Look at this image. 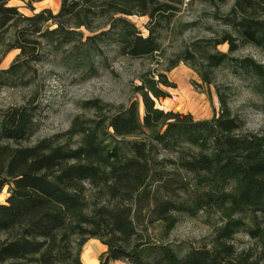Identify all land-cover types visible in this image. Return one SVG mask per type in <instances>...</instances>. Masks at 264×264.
<instances>
[{
    "label": "trees",
    "instance_id": "1",
    "mask_svg": "<svg viewBox=\"0 0 264 264\" xmlns=\"http://www.w3.org/2000/svg\"><path fill=\"white\" fill-rule=\"evenodd\" d=\"M9 1L0 0V47L19 52L3 72L23 76L48 46L83 74L97 69V57L107 59V44L131 57L162 54V30L181 8V0H61L56 12L27 14ZM34 1L26 5L34 9ZM133 14L149 17L147 34ZM263 15L264 0H233L223 18L230 30L190 42L165 69L184 59L210 81L211 70L227 61L264 79V63L231 54L238 38L264 51ZM224 41L228 51L216 48ZM140 78L134 90L143 115L136 98H95L86 101L92 114H77L66 131L33 143L23 142L37 128L35 99L1 110L0 190L8 184L10 192L0 201V264H85L81 252L92 236L107 246L100 264H264V134L246 130L222 96L220 113L209 119L165 110L155 98L176 82L159 69ZM77 180L91 184L89 213L70 233L61 205ZM201 211L220 219L209 236L198 244L171 237L181 216ZM240 231L259 250L238 248Z\"/></svg>",
    "mask_w": 264,
    "mask_h": 264
},
{
    "label": "rangeland",
    "instance_id": "2",
    "mask_svg": "<svg viewBox=\"0 0 264 264\" xmlns=\"http://www.w3.org/2000/svg\"><path fill=\"white\" fill-rule=\"evenodd\" d=\"M11 2L27 14L35 11L26 5V0ZM43 2L34 4L39 6ZM48 2L55 10H59L61 0ZM232 3L233 0H192L188 6H181L177 15L162 30V54L131 57L119 54L114 44H107V59L97 57V69L90 73L83 74L62 65V50L57 51L50 46L43 49L40 60L32 61V67L25 70L24 76L23 71L18 74L4 73L3 69L13 62L19 48L2 52L0 47V112L10 105L35 99L37 128L24 144L66 131L74 116L93 113L86 106V101L95 98L116 104H128L136 98L140 101V112L143 115L142 96L134 87L141 82L143 72L159 69L165 70L167 76L176 82V86H164L169 95L155 98L157 106L165 110L190 112L194 119H209L220 113L222 96L232 112L243 118L246 130L264 134V79L227 61L211 70L210 81H205L197 67L184 59L171 69H165L167 58L184 49L190 42L201 40L204 43L206 38L219 37L224 30H230L223 18ZM130 18L147 34V15L133 14ZM48 24L53 26L51 22ZM237 43V47L231 51L232 55H249L264 63V51L259 46L242 42L240 38ZM208 44L207 48L214 49ZM216 48L228 51L229 42H220ZM156 58H159V62ZM71 187L72 196L61 205V220L67 227L71 222H81L89 213L88 199L91 195V184L87 181H73ZM9 192L10 187L6 184L0 190V201H5ZM219 222L218 214L205 211L196 216L183 215L173 228L171 237L198 244L201 238L213 232L215 224ZM234 242L238 248L252 247L254 251L259 250L256 240L243 231L236 234Z\"/></svg>",
    "mask_w": 264,
    "mask_h": 264
},
{
    "label": "crops",
    "instance_id": "3",
    "mask_svg": "<svg viewBox=\"0 0 264 264\" xmlns=\"http://www.w3.org/2000/svg\"><path fill=\"white\" fill-rule=\"evenodd\" d=\"M11 1L12 0H10L9 2L12 3ZM38 1H45V2H43V4L39 6H36V4L34 3ZM33 5L35 7L34 8L35 11H38L44 7H50L54 12L57 11L53 8V6H51L48 0H37L33 2ZM55 5L57 6L58 2L55 3ZM76 223L77 222H71L69 227L66 226V223H63L64 224L63 226L68 232L72 233V227ZM106 248H107L106 244H104L98 237L92 236V237L87 238V240L85 241L83 245V249L81 252V257L84 263L85 264H100V255L106 250ZM110 264H132V263L125 259H110Z\"/></svg>",
    "mask_w": 264,
    "mask_h": 264
},
{
    "label": "built area",
    "instance_id": "4",
    "mask_svg": "<svg viewBox=\"0 0 264 264\" xmlns=\"http://www.w3.org/2000/svg\"><path fill=\"white\" fill-rule=\"evenodd\" d=\"M192 0H181V6L186 7L188 6Z\"/></svg>",
    "mask_w": 264,
    "mask_h": 264
}]
</instances>
